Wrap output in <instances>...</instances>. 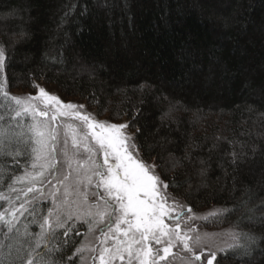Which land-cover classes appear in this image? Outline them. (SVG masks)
I'll return each mask as SVG.
<instances>
[{
    "label": "trees",
    "instance_id": "1",
    "mask_svg": "<svg viewBox=\"0 0 264 264\" xmlns=\"http://www.w3.org/2000/svg\"><path fill=\"white\" fill-rule=\"evenodd\" d=\"M0 45V214L33 160L25 144L30 120L15 116L9 94L40 82L98 116L126 119L133 133L140 128L146 162L162 164L158 149L145 146L161 137L176 157L197 145L193 154L208 161L206 177L192 178L187 162L157 167L168 194L193 213L209 212L201 226L264 235V223L247 222L241 204L264 200V0H0ZM170 105L172 118L162 125ZM233 152L247 158L233 164ZM217 209L229 211L210 215ZM49 210L48 201L29 203L11 225L0 222L3 264L26 261ZM88 222L55 228L34 264H79ZM216 263L264 264V243L248 256L220 251Z\"/></svg>",
    "mask_w": 264,
    "mask_h": 264
},
{
    "label": "snow or ice",
    "instance_id": "2",
    "mask_svg": "<svg viewBox=\"0 0 264 264\" xmlns=\"http://www.w3.org/2000/svg\"><path fill=\"white\" fill-rule=\"evenodd\" d=\"M2 18L7 19L8 17ZM21 35L23 36V33ZM5 53V46L0 45V72L6 66ZM33 87L39 90L37 99H42L46 103L56 106V112L51 117L52 120H55L57 115L72 116L87 126L88 132L85 137H90L95 142V145H85L86 151L88 153H102L103 156L101 164H97L90 156L88 165L92 176L98 179L96 188H103V194L100 195V199L104 200L105 207L102 211L95 213L90 208L81 212L79 206L74 211L67 200V196L70 193L66 186L64 201L57 205L54 212L50 210L48 216L43 218V222L39 225L41 231L37 234L40 239L27 253V259L26 261L22 260V264H34L33 254L39 257L37 249L41 247V241L45 239L46 235L51 236L55 228H64L65 223L71 221L73 216H77V218L98 216L100 222H103L105 217H107L108 222L104 224L107 232H103V243H106L109 239L114 243L111 247H103L100 250V264H113L117 259L121 261L127 259L128 264H134V262L150 264V260L151 264H156L152 255L153 249L150 243L152 241L156 245H164L161 249H157L156 252L160 261H165L171 254L172 249L178 244H182L183 249L187 252H193L194 249L205 246V240L199 233L194 236H190L187 233L181 234V224L178 221L182 214L176 213L175 216L172 215L175 208L167 205L166 201L169 196L162 191V189L166 190L170 185L164 183L156 173L157 167L176 168L183 166L184 162H187L193 168L192 178L197 181H203L208 171V161L199 159L193 154V150L198 147L197 145L189 144L185 149L184 155L176 157L169 151L167 138L161 137L154 146H145L149 152L158 149L157 158L162 161V164H148L140 154L141 145L137 143L140 128L128 135L129 125L127 123L115 124L90 119V115L76 111L77 108H83V105H73L70 102L65 104L58 96L48 93L44 88L38 85H33ZM141 87L143 88L144 86L142 85ZM12 99L16 105L20 106V110L15 112L16 117H20L22 114H31L32 123L28 128L31 137L25 141V144L32 154V167H39L41 170L51 167L57 172L60 171V168L51 164L50 160L57 153V144H66L67 140L60 141L56 129L51 128L47 120L39 119V117H46L48 115L47 111H38L33 104L23 101L19 97H12ZM174 108L175 105H170L168 112L162 115V125L165 121L171 120V113ZM67 109H71L72 112L67 111ZM2 119L3 117H0V120ZM67 127L73 146H78L77 129L71 124ZM158 134L159 131L152 133L153 136ZM0 135H3V132H0ZM214 149L215 145L209 151ZM164 152H168L167 158L162 155ZM19 154L20 152H17V155ZM64 156L71 168V157L66 151ZM231 156L233 164L239 163L242 158H247V154L241 156L236 152L231 153ZM76 171L77 183H80V169L77 168ZM37 175H43V171L38 172ZM92 176L85 173L83 179L90 184ZM31 179L35 182V178ZM64 179L67 180L68 177L65 176ZM191 187H194V185H190ZM33 191L34 189L31 187L28 189V192ZM105 194L108 199H105ZM87 199L85 195L82 203L86 204ZM241 204L245 207L243 216L247 222L259 221L264 223V200L253 207H248L246 200H242ZM109 207L112 209L111 212H108ZM24 208L25 204L22 203L20 209L23 210ZM187 210L192 212L191 207H188ZM228 211V209H217L211 212L210 215L217 216ZM53 215L54 219L50 220L49 217ZM2 219L4 217L0 216V220ZM165 219L174 221L175 227L165 223ZM8 224L11 225V221H8ZM9 231H12L11 227ZM189 231H192V229L189 228ZM63 235L68 236V231H65ZM240 237H243L242 242L228 243L226 247L229 250L239 251L243 256L250 255L253 247L257 246L258 243H264V235L258 238L256 235L247 232L236 231L232 233L233 240H238ZM2 247L0 245V248ZM8 247L11 248V245ZM81 250L80 248L76 249L77 252ZM219 250L225 252L223 247ZM161 251L163 255H160ZM210 255L211 259L208 260V264H212L213 260L216 259V252L213 251ZM195 260L200 261L201 256L196 255ZM0 264H3V261H0ZM35 264H47V262L40 258Z\"/></svg>",
    "mask_w": 264,
    "mask_h": 264
},
{
    "label": "rangeland",
    "instance_id": "3",
    "mask_svg": "<svg viewBox=\"0 0 264 264\" xmlns=\"http://www.w3.org/2000/svg\"><path fill=\"white\" fill-rule=\"evenodd\" d=\"M39 87L44 88L48 93L56 95L65 104L72 103L73 105H83V108H77L76 111H80L82 114L90 115V119L97 121H104L108 123L122 124L127 123L126 119L119 121H111L106 116H98L92 108H89L84 102L76 98H70L63 96L58 92V90L50 85H45L43 83H36ZM38 88L32 87L26 90H13L10 91V98L19 97L23 101L33 104L38 111H47L48 115L46 117H39L40 120H47L51 128L56 129L58 133V139L60 141L67 140L66 144H57V153L50 160L51 164H54L60 168V171H55L51 167H46L41 170L39 167L33 168V160L28 167V169L18 178V186L16 190L12 189L11 193L6 195V205L0 216L4 219L0 222L11 221L14 222L18 219L23 210L20 209V205L23 203L25 206L29 203H36L40 201H48L50 204V210L53 212L57 208V205L62 203L65 199V187L69 189V195L67 200L71 208L75 211L77 207H80L81 212L91 209L92 212L102 211L105 207L104 200L100 199V195L103 194V188H96L98 179L92 176V172L89 170V157L95 160L97 164H101L103 161L102 153H88L85 149V145L94 146L95 142L86 138L85 134L88 132L87 126L81 121L75 119L72 116H59L57 115L55 120L51 117L56 112V106L50 103H46L42 99H37ZM13 100V99H12ZM13 103L16 105L15 101ZM17 111L20 110V106L16 105ZM67 111L72 112L71 109ZM24 115V114H22ZM30 120V125L32 123L31 114L26 115ZM71 124L78 132L79 145L73 146L71 135L68 133V125ZM133 132L128 128L127 134L131 135ZM67 152L71 157V168L66 162L64 152ZM148 164H153V162L148 161ZM77 168L80 169V179L81 182L77 183ZM43 171V175H37L38 172ZM92 176L91 183L83 179V176ZM67 176L68 179L65 180L64 177ZM31 178H35V182ZM63 181V182H62ZM33 188V192H28L29 188ZM169 198L166 203L169 206H173L175 211L172 213L173 216L176 213H181L179 223L181 224V234L187 233L190 236H194L199 233L201 237L205 240V246L199 249H194L193 252H187L183 249L182 244H178L171 251L169 257L165 261H160L159 256L156 255L157 249H161L164 245H156L154 241L150 242L153 249V257L155 258L156 264H207V260L211 259V252H216V256L220 253V248L223 247L227 249L226 245L228 243H235L236 240L232 239V233L235 232L232 228H208L200 225V222L206 217L207 212L193 213L188 212V208L180 201L173 199L168 192L162 189ZM87 196V203L83 204V197ZM105 199L108 197L105 194ZM49 210V211H50ZM111 207L108 208V212H111ZM49 213V212H48ZM49 219H54V215L49 217ZM76 221H89V229L84 234L83 240L79 246L82 249L79 252V264H100L99 253L103 247H111L113 241L109 239L106 243H103L104 237L103 232H107V228L104 227L106 224L107 217H105L103 222H100L98 216H83L82 218H77L73 216L71 220ZM165 223L175 227V222L170 219H165ZM189 228L192 231H189ZM91 229V230H90ZM163 255V252H160ZM200 255L201 260L196 261L195 256ZM113 264H128L127 259L121 261L119 259L115 260ZM138 264V262H134ZM151 264V260H150ZM212 264H217L216 259L213 260Z\"/></svg>",
    "mask_w": 264,
    "mask_h": 264
},
{
    "label": "water",
    "instance_id": "4",
    "mask_svg": "<svg viewBox=\"0 0 264 264\" xmlns=\"http://www.w3.org/2000/svg\"><path fill=\"white\" fill-rule=\"evenodd\" d=\"M209 259H210V258H209ZM209 259H208V260H209ZM208 260H207V264H208Z\"/></svg>",
    "mask_w": 264,
    "mask_h": 264
}]
</instances>
